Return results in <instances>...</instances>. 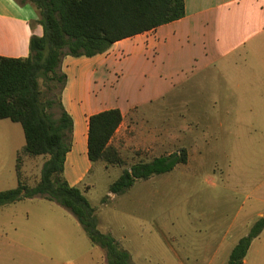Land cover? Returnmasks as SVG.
Masks as SVG:
<instances>
[{
  "label": "rangeland",
  "instance_id": "obj_1",
  "mask_svg": "<svg viewBox=\"0 0 264 264\" xmlns=\"http://www.w3.org/2000/svg\"><path fill=\"white\" fill-rule=\"evenodd\" d=\"M252 62L171 68L173 90L135 109L130 134L123 127L111 140L123 165L98 161L78 183L99 228L129 252L131 264H226L264 215V88L249 89L241 80L245 71H238ZM228 68L235 89L224 79ZM23 144L21 126L0 120V191L17 185ZM78 149L83 151L81 142ZM183 149L187 162L173 171L137 181L120 195L108 192L124 168ZM46 159L23 157L22 181L34 185ZM185 253L198 254V262L179 257ZM0 264H107V257L69 210L36 196L0 208ZM243 264H264V229Z\"/></svg>",
  "mask_w": 264,
  "mask_h": 264
},
{
  "label": "trees",
  "instance_id": "obj_2",
  "mask_svg": "<svg viewBox=\"0 0 264 264\" xmlns=\"http://www.w3.org/2000/svg\"><path fill=\"white\" fill-rule=\"evenodd\" d=\"M36 11L34 21L43 29L32 35L25 58L0 56V120L21 126L24 144L15 164L17 185L0 191V208L36 196L69 210L94 246L101 248L107 264H131L130 254L116 239L99 228L94 206L78 185L64 177L66 155L73 143V120L61 104L66 75L65 56L93 57L105 53L123 39L156 29L185 16V0H21ZM123 120L118 108L88 119L87 158L123 165L111 140ZM44 156L40 178L32 186L22 181L23 157ZM187 162V152L155 157L124 168L109 184L108 192L120 195L137 181L166 174ZM264 229L258 218L232 248L226 264H243L253 239Z\"/></svg>",
  "mask_w": 264,
  "mask_h": 264
},
{
  "label": "crops",
  "instance_id": "obj_3",
  "mask_svg": "<svg viewBox=\"0 0 264 264\" xmlns=\"http://www.w3.org/2000/svg\"><path fill=\"white\" fill-rule=\"evenodd\" d=\"M36 18L30 4L0 0V56H28L30 37L43 34ZM234 58L253 60L250 67L238 68L245 71L241 80L251 90L264 88V0H185V16L180 20L118 41L93 57L65 56L60 67L66 75L61 104L73 120L72 148L64 164L68 183L78 185L91 169L87 158L91 115L118 108L123 120L113 137L123 127L130 134L134 110L173 90L177 78L167 73L171 68L186 62L207 67L219 60L231 65ZM227 72L229 78L224 79L235 89L234 72L229 68ZM198 256L185 253L179 257L196 263Z\"/></svg>",
  "mask_w": 264,
  "mask_h": 264
}]
</instances>
